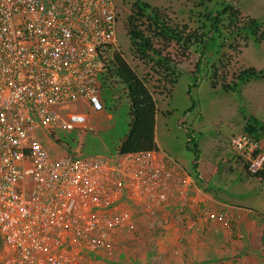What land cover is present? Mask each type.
Segmentation results:
<instances>
[{
    "label": "built area",
    "instance_id": "2783aa9c",
    "mask_svg": "<svg viewBox=\"0 0 264 264\" xmlns=\"http://www.w3.org/2000/svg\"><path fill=\"white\" fill-rule=\"evenodd\" d=\"M117 30L114 0H0L1 264H83L86 252H110L114 234L187 184L157 153L115 159L53 149L54 133L92 130L80 110H105L101 83ZM230 148L251 175L264 169V141L240 132ZM202 215L236 224L228 212Z\"/></svg>",
    "mask_w": 264,
    "mask_h": 264
},
{
    "label": "rangeland",
    "instance_id": "374dc122",
    "mask_svg": "<svg viewBox=\"0 0 264 264\" xmlns=\"http://www.w3.org/2000/svg\"><path fill=\"white\" fill-rule=\"evenodd\" d=\"M114 1L118 10V46L130 65L147 82L158 101L156 139L161 155L177 161L192 177L197 176L193 168L197 164L198 175H201L203 167H210L212 156L217 154L225 157L230 154L229 152L232 151L231 148L229 151L230 139L242 131L245 124L244 117L254 116L264 123V79L252 81L241 92L238 89L223 88L227 85L232 86L240 72L245 69L264 70V0H230L246 17L263 21L261 29L263 39L260 45L240 39L233 44V48L225 49L226 66L219 67L214 80L215 88L210 87L209 78L204 74L203 68L200 72L196 70L197 61L201 57L198 52L191 51V56L178 65L181 75L178 76L174 86L162 71L156 69L153 62L140 59L134 52L127 34V16L131 14L132 5L136 0ZM144 1L167 14L173 26L179 28L187 26L186 33L193 28L188 12L192 4L191 0ZM175 59H178L177 55ZM101 84V98L104 100L112 97L113 103L107 105L105 115L95 112L92 119L88 118L89 125L95 130L88 128L57 134L61 142L66 147H71L79 156L119 159L114 147L128 132V99L124 87L116 84V79L113 78L111 84L108 82V86L104 87L103 82ZM80 112L89 113L86 109ZM107 114L113 116L110 121L106 117ZM48 147L52 148L50 143ZM56 147L59 149L53 148L55 151H62L59 145L56 144ZM236 166L233 165V176L238 178V182L241 181L239 192L241 191L242 194L239 195V201L242 207L254 213L264 214V181L261 183L257 179L246 180L243 176L239 177ZM224 168L225 166L221 165L219 169L225 173L230 169V165ZM254 213L248 218L249 231L255 232L253 240L258 241L259 233L256 232L259 227L264 228V223L258 220ZM120 239L124 242L121 237ZM196 241L198 247L202 246V237H198ZM120 243L116 239L113 253L119 251ZM2 250H0V264L7 256ZM96 260L97 258L91 262L96 264ZM101 261L107 264H122L116 254ZM88 262L90 263V260Z\"/></svg>",
    "mask_w": 264,
    "mask_h": 264
},
{
    "label": "trees",
    "instance_id": "16d2710c",
    "mask_svg": "<svg viewBox=\"0 0 264 264\" xmlns=\"http://www.w3.org/2000/svg\"><path fill=\"white\" fill-rule=\"evenodd\" d=\"M191 3L188 12L193 28L186 33L187 26L182 28L173 26L167 14L159 8L153 7L147 1L136 0L132 5L131 14L127 16V34L137 56L144 61L153 62L156 69L162 71L173 86L181 75L178 65L191 56V51L198 52L201 57L197 61L196 70L200 72L203 68L204 74L209 78L210 87L215 88L214 80L219 67L226 66L225 49L233 48V44L240 39L260 45L263 39L261 33L263 21L246 17L230 0H191ZM175 55L178 59H175ZM108 65L109 72L102 78L104 87L108 86V82L111 84L113 78L116 79V84L124 87L129 104L128 132L114 147L115 151L121 156L144 152L158 154L160 152L156 139L158 101L154 93L126 60L120 47L109 57ZM236 79L232 86L227 85L223 88L238 89L241 92L252 81L263 80L264 70L245 69ZM103 101L113 103V98L109 97ZM244 120L241 132L257 141H264V123L254 116L244 117ZM52 138L53 143L68 154L77 155L71 147H66L61 142L58 134L54 133ZM229 153L232 154V160H236L237 170L242 169L239 171V177L243 176L246 180L261 179V183L264 181V169L257 175H251L244 160L233 151ZM221 162L218 164L219 168L224 165L226 169V166L230 165ZM193 168L194 173H197L194 180L201 184L202 179L197 172L199 167L196 164ZM230 168L233 169V166ZM2 249L3 241L0 240V250Z\"/></svg>",
    "mask_w": 264,
    "mask_h": 264
},
{
    "label": "crops",
    "instance_id": "0c3cea01",
    "mask_svg": "<svg viewBox=\"0 0 264 264\" xmlns=\"http://www.w3.org/2000/svg\"><path fill=\"white\" fill-rule=\"evenodd\" d=\"M105 104V110L97 113L106 114L110 103ZM94 113H88V118L92 119ZM106 117L109 121L113 118L111 114ZM88 126L95 130L89 122ZM61 154L68 152L62 150ZM158 156L168 170L170 163L180 167L187 181L182 193H177L171 203L161 209L150 214L142 212L131 228L124 233L114 234L110 252H86L83 264H94L92 262L96 258V264H107L101 259H108L114 254L122 264H264V228L259 227L256 232L259 233V240L254 241L255 232L249 231L248 220L254 212L243 208L239 201L241 181L238 182V178L233 176L234 168L227 169L225 173L219 171L221 161L229 163L230 167L236 165L232 154L212 156L210 167H203L199 175L201 184L177 161L162 156L161 151ZM241 170L238 168V173ZM172 184L173 180H170ZM207 208L213 214L228 212L235 218L236 224L230 229L218 221L208 220L203 215L200 217L201 210ZM254 214L264 223L262 212ZM120 237L125 243L121 242ZM198 237H202V246L199 247L196 245ZM116 239L121 242L120 249L113 253Z\"/></svg>",
    "mask_w": 264,
    "mask_h": 264
}]
</instances>
